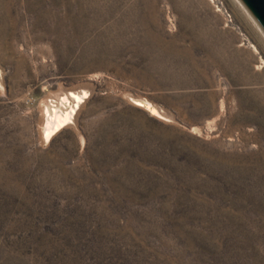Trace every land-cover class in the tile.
I'll use <instances>...</instances> for the list:
<instances>
[{
    "label": "rangeland",
    "instance_id": "rangeland-1",
    "mask_svg": "<svg viewBox=\"0 0 264 264\" xmlns=\"http://www.w3.org/2000/svg\"><path fill=\"white\" fill-rule=\"evenodd\" d=\"M217 4L0 0V264H264V31Z\"/></svg>",
    "mask_w": 264,
    "mask_h": 264
},
{
    "label": "bare ground",
    "instance_id": "bare-ground-1",
    "mask_svg": "<svg viewBox=\"0 0 264 264\" xmlns=\"http://www.w3.org/2000/svg\"><path fill=\"white\" fill-rule=\"evenodd\" d=\"M0 88H1V72H0ZM57 97L58 95L56 96V98ZM84 97H85V93H78V94L69 93L66 97L63 96V98L61 97L62 99L59 98L56 101L55 100L43 101L45 103L43 104L41 109L42 110L41 121L43 124L41 130L44 141L45 140L47 141V139L50 137L52 132L59 129V127L67 124L68 122L71 121V119H73V115L75 116V109L79 107V104L82 102ZM131 101L133 102V104L135 103L137 105H141V107L142 106L146 107L152 113L157 112V110L155 109L156 106L154 107L148 104H144L141 100L131 99Z\"/></svg>",
    "mask_w": 264,
    "mask_h": 264
},
{
    "label": "water",
    "instance_id": "water-1",
    "mask_svg": "<svg viewBox=\"0 0 264 264\" xmlns=\"http://www.w3.org/2000/svg\"><path fill=\"white\" fill-rule=\"evenodd\" d=\"M264 31V0H240Z\"/></svg>",
    "mask_w": 264,
    "mask_h": 264
},
{
    "label": "built area",
    "instance_id": "built-area-1",
    "mask_svg": "<svg viewBox=\"0 0 264 264\" xmlns=\"http://www.w3.org/2000/svg\"><path fill=\"white\" fill-rule=\"evenodd\" d=\"M209 1L211 3H214L215 4V7L217 8L218 11H221V8L217 4V0H209ZM221 13H222L225 21L231 22V16H230V14L227 11L223 10Z\"/></svg>",
    "mask_w": 264,
    "mask_h": 264
}]
</instances>
